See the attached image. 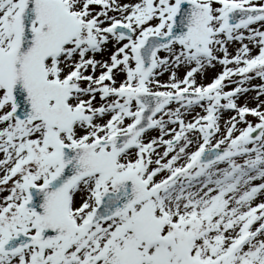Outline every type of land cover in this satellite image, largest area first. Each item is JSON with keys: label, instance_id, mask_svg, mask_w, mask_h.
<instances>
[{"label": "snow or ice", "instance_id": "snow-or-ice-1", "mask_svg": "<svg viewBox=\"0 0 264 264\" xmlns=\"http://www.w3.org/2000/svg\"><path fill=\"white\" fill-rule=\"evenodd\" d=\"M0 264H264V0H0Z\"/></svg>", "mask_w": 264, "mask_h": 264}]
</instances>
